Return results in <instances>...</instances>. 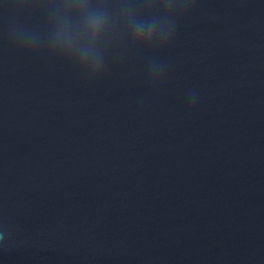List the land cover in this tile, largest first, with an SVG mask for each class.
<instances>
[{
  "label": "water",
  "instance_id": "1",
  "mask_svg": "<svg viewBox=\"0 0 264 264\" xmlns=\"http://www.w3.org/2000/svg\"><path fill=\"white\" fill-rule=\"evenodd\" d=\"M0 264H264V0H0Z\"/></svg>",
  "mask_w": 264,
  "mask_h": 264
}]
</instances>
